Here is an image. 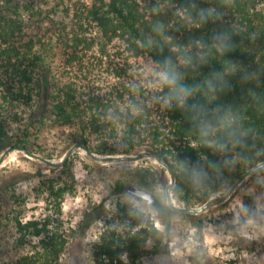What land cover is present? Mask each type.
Returning <instances> with one entry per match:
<instances>
[{"label": "trees", "instance_id": "1", "mask_svg": "<svg viewBox=\"0 0 264 264\" xmlns=\"http://www.w3.org/2000/svg\"><path fill=\"white\" fill-rule=\"evenodd\" d=\"M133 58L154 64L151 86L129 72ZM96 72L110 75L105 88ZM55 127L96 153L150 146L175 173L174 196L203 203L264 161V0H0V149H33ZM72 189L46 176L13 195L4 216L24 251L12 264L59 263ZM122 189L115 181L111 195ZM27 192L44 204L24 217ZM113 205L92 206L93 264H146L167 246L169 224L162 233L124 199Z\"/></svg>", "mask_w": 264, "mask_h": 264}, {"label": "rangeland", "instance_id": "2", "mask_svg": "<svg viewBox=\"0 0 264 264\" xmlns=\"http://www.w3.org/2000/svg\"><path fill=\"white\" fill-rule=\"evenodd\" d=\"M129 65V72L136 79L149 86L154 83L157 71L149 60L133 58ZM93 77L95 85L102 88L111 81L110 75L105 72H96ZM71 131L67 127H55L37 132L31 139L33 149L29 150L58 161L76 142ZM5 133L11 141V134ZM7 146L0 149V155ZM148 149L152 148L142 145L129 153L106 155H134ZM48 168L44 162L24 156L19 151H13L0 167V264H12L24 251L13 247L14 229L8 217L4 216L11 207L13 195L32 191L39 179L46 176H60L73 185L63 200L62 234L66 243L58 264H93V245L101 225L95 221L98 212L92 211V206L106 201L105 207L111 214L117 197L143 212L145 220L153 223L160 232H165L166 224L170 226L168 236L163 237L167 246H163L158 253L148 254L146 264H264V169L242 182L224 202L200 214H189L174 211L167 205L165 187L170 182V175L152 158L101 164L84 151L76 150L62 167L45 173ZM145 169L150 172L148 187L138 182V172ZM118 180L123 183L122 193L111 195ZM233 182L225 179L222 189L212 197L222 196ZM130 184L156 192L158 206L151 207L132 196L127 191ZM27 193L28 209L24 217L35 213L30 207L44 204V201L33 197L32 192ZM173 201L179 206H188L179 201L174 193Z\"/></svg>", "mask_w": 264, "mask_h": 264}, {"label": "water", "instance_id": "3", "mask_svg": "<svg viewBox=\"0 0 264 264\" xmlns=\"http://www.w3.org/2000/svg\"><path fill=\"white\" fill-rule=\"evenodd\" d=\"M76 150L84 151L88 157L92 158L93 160L101 164L137 162L138 160L144 157L154 159L155 162L163 166L170 175V182L165 187L167 205L170 208H172L174 211L189 213V214H200L208 210L209 208L224 202L242 182H244L246 179L251 177L256 172L264 169V161H260L254 166L247 169L245 172H243L238 178H236L234 182L231 184V186L228 188L226 193H224L222 196L218 198H214L211 196L197 207H192V206L186 207V206H179L177 205V203L175 204V202L173 201V193H174V187H175V182H176L175 173L171 169V166L166 161V159L163 156L157 154L153 149L142 150L134 155H116V156L106 155V154L99 155L91 151L88 148V146L85 145L84 143L75 142L68 148V150L62 155V157L58 161H53L48 158L42 157L39 154L34 153L30 151L29 149H26L23 146L9 145L3 150V152L0 155V167L4 165V162L6 161L7 157L13 151H19V152H22L24 156L37 159L47 164L49 168L45 171V173H50L51 170H55V169L62 167ZM127 191L132 196L146 202L151 207H157L159 204L158 194L154 191L149 190L148 188L130 184L127 187Z\"/></svg>", "mask_w": 264, "mask_h": 264}, {"label": "clouds", "instance_id": "4", "mask_svg": "<svg viewBox=\"0 0 264 264\" xmlns=\"http://www.w3.org/2000/svg\"><path fill=\"white\" fill-rule=\"evenodd\" d=\"M161 75H162V79L164 80V82H166L168 84L174 83V81L172 79H170L169 76L166 73H163Z\"/></svg>", "mask_w": 264, "mask_h": 264}]
</instances>
